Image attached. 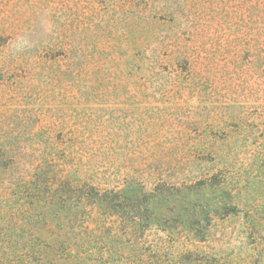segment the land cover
<instances>
[{
  "label": "rangeland",
  "instance_id": "1",
  "mask_svg": "<svg viewBox=\"0 0 264 264\" xmlns=\"http://www.w3.org/2000/svg\"><path fill=\"white\" fill-rule=\"evenodd\" d=\"M0 264H264V0H0Z\"/></svg>",
  "mask_w": 264,
  "mask_h": 264
}]
</instances>
